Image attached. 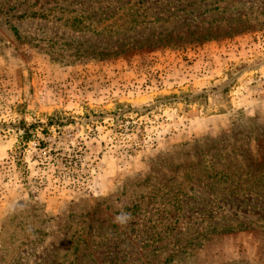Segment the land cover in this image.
I'll return each instance as SVG.
<instances>
[{
	"label": "rangeland",
	"instance_id": "374dc122",
	"mask_svg": "<svg viewBox=\"0 0 264 264\" xmlns=\"http://www.w3.org/2000/svg\"><path fill=\"white\" fill-rule=\"evenodd\" d=\"M0 264H264V0H0Z\"/></svg>",
	"mask_w": 264,
	"mask_h": 264
},
{
	"label": "clouds",
	"instance_id": "9594fccd",
	"mask_svg": "<svg viewBox=\"0 0 264 264\" xmlns=\"http://www.w3.org/2000/svg\"><path fill=\"white\" fill-rule=\"evenodd\" d=\"M131 220V214L127 212H121L119 216L115 217L114 222L124 226Z\"/></svg>",
	"mask_w": 264,
	"mask_h": 264
},
{
	"label": "trees",
	"instance_id": "16d2710c",
	"mask_svg": "<svg viewBox=\"0 0 264 264\" xmlns=\"http://www.w3.org/2000/svg\"><path fill=\"white\" fill-rule=\"evenodd\" d=\"M174 98H175L177 101H179V100H178L179 98H177V97H174ZM194 100H195V99L192 100L191 98H189V101L194 102ZM177 101H176V102H177ZM35 128H36V127H35L34 125H31L29 128H25V127H24V133H25V135H24V139H25V140H27V141L30 140V139H29V138H30L29 132H30V130L35 129Z\"/></svg>",
	"mask_w": 264,
	"mask_h": 264
}]
</instances>
